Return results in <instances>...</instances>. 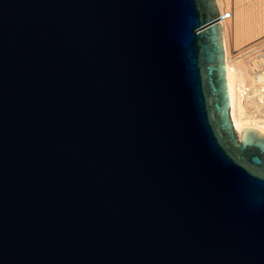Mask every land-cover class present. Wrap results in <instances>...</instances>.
<instances>
[{"label":"water","instance_id":"water-1","mask_svg":"<svg viewBox=\"0 0 264 264\" xmlns=\"http://www.w3.org/2000/svg\"><path fill=\"white\" fill-rule=\"evenodd\" d=\"M222 19L0 0V264H264V136L235 132Z\"/></svg>","mask_w":264,"mask_h":264},{"label":"bare ground","instance_id":"bare-ground-1","mask_svg":"<svg viewBox=\"0 0 264 264\" xmlns=\"http://www.w3.org/2000/svg\"><path fill=\"white\" fill-rule=\"evenodd\" d=\"M216 3L223 16L226 76L235 132L240 140L244 130H256L264 136V66H260V56L255 57L264 51V45L242 54L237 52L236 58L231 52V44L248 46L256 41L258 27L264 29V0H216Z\"/></svg>","mask_w":264,"mask_h":264},{"label":"rangeland","instance_id":"rangeland-1","mask_svg":"<svg viewBox=\"0 0 264 264\" xmlns=\"http://www.w3.org/2000/svg\"><path fill=\"white\" fill-rule=\"evenodd\" d=\"M225 11H228V8L225 7ZM258 31H257V34L255 36V42L250 44V45H241L240 47H235L234 44H231V52H232V55L234 54L233 57L236 58L237 54L240 53L242 54L243 52H245L246 50L248 49H252V48H256L257 46H260L261 44L264 45V29L263 30H260V26L258 27ZM262 31V32H261ZM259 34V35H258ZM257 38V39H256ZM248 44V43H246ZM236 48V49H235ZM240 48V49H239ZM264 48V47H263ZM235 49V50H234ZM238 52V53H237ZM236 54V55H235ZM258 56H260V53L259 55L257 54L255 57H257L258 59Z\"/></svg>","mask_w":264,"mask_h":264},{"label":"built area","instance_id":"built-area-1","mask_svg":"<svg viewBox=\"0 0 264 264\" xmlns=\"http://www.w3.org/2000/svg\"><path fill=\"white\" fill-rule=\"evenodd\" d=\"M260 60H261V62H260V66H261V68L264 66V51H262L261 53H260Z\"/></svg>","mask_w":264,"mask_h":264}]
</instances>
